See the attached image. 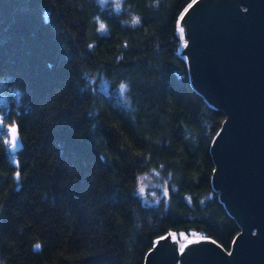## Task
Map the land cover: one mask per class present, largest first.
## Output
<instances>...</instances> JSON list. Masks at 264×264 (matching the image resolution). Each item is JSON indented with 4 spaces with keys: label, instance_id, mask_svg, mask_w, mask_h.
Returning <instances> with one entry per match:
<instances>
[{
    "label": "trees",
    "instance_id": "1",
    "mask_svg": "<svg viewBox=\"0 0 264 264\" xmlns=\"http://www.w3.org/2000/svg\"><path fill=\"white\" fill-rule=\"evenodd\" d=\"M192 1L0 0V264H144L170 232L230 251L210 152L225 114L179 48Z\"/></svg>",
    "mask_w": 264,
    "mask_h": 264
},
{
    "label": "water",
    "instance_id": "2",
    "mask_svg": "<svg viewBox=\"0 0 264 264\" xmlns=\"http://www.w3.org/2000/svg\"><path fill=\"white\" fill-rule=\"evenodd\" d=\"M178 25L193 84L225 114L210 145L212 181L241 230L229 255L212 240L182 232L181 253L170 232L144 264H264V0L192 1ZM13 127L7 126L10 143ZM15 135L13 151L21 147Z\"/></svg>",
    "mask_w": 264,
    "mask_h": 264
},
{
    "label": "rangeland",
    "instance_id": "3",
    "mask_svg": "<svg viewBox=\"0 0 264 264\" xmlns=\"http://www.w3.org/2000/svg\"><path fill=\"white\" fill-rule=\"evenodd\" d=\"M100 1H102V2H108V3H110L111 5H113L115 7L114 0H100ZM177 25H178V23H177ZM178 29H179V33H180V26L179 25H178ZM180 40H181L180 41V45H181V43H182V37L180 38ZM121 85H125V84H120V85H117L115 87H111L110 84H109V82L104 77H102V76L101 77L99 76V78L97 80V86L100 89H103L107 93L114 94V95L118 96L119 98L125 99L126 92L124 91L123 95H121V92L119 90L120 87H121ZM152 177L155 178V176H152ZM150 183L152 184V180L150 178H147L146 177V180L144 182L145 186L146 185H150ZM149 196L150 197H154V196H156V194L154 193V191H150V195ZM174 236H175V239H176V242H177V249L180 250V248H181V246H182V244L184 242V239H181L178 233H174ZM199 236H200L199 234L194 233V234H191V235H186V239H188L190 237H199ZM229 254H230V251L227 252V255H229Z\"/></svg>",
    "mask_w": 264,
    "mask_h": 264
},
{
    "label": "clouds",
    "instance_id": "4",
    "mask_svg": "<svg viewBox=\"0 0 264 264\" xmlns=\"http://www.w3.org/2000/svg\"><path fill=\"white\" fill-rule=\"evenodd\" d=\"M114 3H115L116 10L119 11L122 7V0H114ZM127 23H130L133 27L138 26L141 23V16L137 13H134V12L130 13V19L127 21ZM101 24L104 26V29H105L106 25L103 22H100L99 28L101 27ZM123 86L125 88L127 87L126 85H123ZM145 176H146V174L137 177V181H138V185H139L138 190L140 188L141 182L144 181ZM143 184H144V182H143ZM144 187H146L145 184H144ZM143 193H141V194H143ZM165 195H167V187L166 186H165ZM36 247L39 248V245H36Z\"/></svg>",
    "mask_w": 264,
    "mask_h": 264
},
{
    "label": "snow or ice",
    "instance_id": "5",
    "mask_svg": "<svg viewBox=\"0 0 264 264\" xmlns=\"http://www.w3.org/2000/svg\"><path fill=\"white\" fill-rule=\"evenodd\" d=\"M193 2L195 3L196 2V0H193ZM100 30H104V26L101 24V27H100ZM180 31H181V34H183V28H181L180 29ZM120 92H121V95H123V93H124V91H125V87L123 86V85H121V87H120ZM9 131L13 134L12 135V139H11V147L14 149V148H16L17 146H18V139H17V137H16V135H15V133H16V128H11V129H9ZM19 175V173L17 172V176ZM144 190H145V187H144V184H143V182H141V184H140V188H139V191L141 192V193H143L144 192ZM167 237H162L161 239H166ZM186 245H183V246H181V248H180V252L181 253H183V251H184V247H185ZM38 247V246H37Z\"/></svg>",
    "mask_w": 264,
    "mask_h": 264
},
{
    "label": "bare ground",
    "instance_id": "6",
    "mask_svg": "<svg viewBox=\"0 0 264 264\" xmlns=\"http://www.w3.org/2000/svg\"><path fill=\"white\" fill-rule=\"evenodd\" d=\"M210 104V103H209Z\"/></svg>",
    "mask_w": 264,
    "mask_h": 264
}]
</instances>
